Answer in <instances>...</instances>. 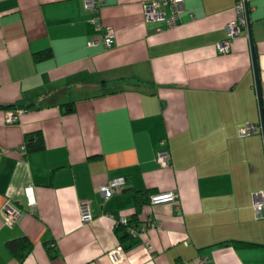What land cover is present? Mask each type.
<instances>
[{"label":"crops","instance_id":"crops-1","mask_svg":"<svg viewBox=\"0 0 264 264\" xmlns=\"http://www.w3.org/2000/svg\"><path fill=\"white\" fill-rule=\"evenodd\" d=\"M150 1L104 0L98 28L83 0H0V104L12 107L0 108V264H264V218L252 207L264 136L238 134L262 121L264 0L249 1L251 38L247 24L228 52L218 43L235 0H183L173 26L146 19ZM122 78L151 84L110 85ZM8 110H20L16 122ZM38 133L44 148L27 150ZM114 177L124 184L105 198L99 185ZM143 190L178 197L137 208ZM6 204L21 210L13 225ZM120 215L152 223L133 237ZM19 237L32 244L22 259L6 245Z\"/></svg>","mask_w":264,"mask_h":264},{"label":"built area","instance_id":"built-area-1","mask_svg":"<svg viewBox=\"0 0 264 264\" xmlns=\"http://www.w3.org/2000/svg\"><path fill=\"white\" fill-rule=\"evenodd\" d=\"M104 0H83L84 7L92 12V22L101 28L102 24L100 22V8ZM235 11L236 15L233 20L227 23V39L218 43V50L220 52H228L231 47V42L236 38L241 31L247 26V10L248 3L250 0H235ZM183 0H153L145 3L144 14L146 19L154 21H162L167 26H173L177 23L179 19L180 11L182 10ZM164 6H168L170 9V14L167 15ZM114 39V31L109 26H104L103 44L106 48L111 47ZM20 110H8L6 113L5 120L7 123H14L18 120ZM262 130V124H254L252 122H246L239 129V136L245 137L254 134L257 131ZM171 155L167 148H161L155 157V161L162 167H166L170 164ZM124 184V177H114L108 182L99 185V191L105 198H108L113 192L121 188ZM26 194L28 198V205L31 210H35V199L33 197L32 186L26 187ZM178 194L175 190L167 192L152 193L149 196V202L151 204L165 203V202H175L177 200ZM252 207L257 218H264V191H255L252 194ZM3 215L5 218V223L8 225H13L21 216V210L18 207H13L6 204L3 207ZM81 220L86 223L92 220V214L89 209V205L83 202L81 205ZM121 226L124 227L125 231L133 236L139 237L142 232H144L149 225H151L152 220L148 219L144 224H138L137 222L130 220L127 216L120 215L116 220ZM149 249L152 248L151 244L147 245ZM111 256L114 259H120L121 248L118 247L116 250L111 252ZM204 258L200 260V263L204 262Z\"/></svg>","mask_w":264,"mask_h":264},{"label":"trees","instance_id":"trees-1","mask_svg":"<svg viewBox=\"0 0 264 264\" xmlns=\"http://www.w3.org/2000/svg\"><path fill=\"white\" fill-rule=\"evenodd\" d=\"M50 54L49 51L46 52H38L35 53V58H42L44 56H48ZM150 82L143 81L137 78H122L116 79L110 82V85H132V86H148ZM12 108L11 105H2L0 104V108ZM263 108V116H264V104L262 105ZM44 148L42 136L38 133L34 138L31 135H27V150H41ZM151 190H143L137 191L135 194V204L137 208L143 205L146 202H149V196L151 195ZM7 248L13 252L18 259H22L26 250L30 249L32 244L31 241L27 237H19L13 240H10L6 243Z\"/></svg>","mask_w":264,"mask_h":264},{"label":"water","instance_id":"water-1","mask_svg":"<svg viewBox=\"0 0 264 264\" xmlns=\"http://www.w3.org/2000/svg\"><path fill=\"white\" fill-rule=\"evenodd\" d=\"M247 18H248V30H249V35L251 38V28H250V17H249V9L247 10ZM252 55H253V65H254V71H255V77H256V83H257V91L258 94L261 95V89H260V80H259V73H258V66H257V59L255 55V50L252 45ZM261 124H262V132L264 136V116H263V108L261 105Z\"/></svg>","mask_w":264,"mask_h":264}]
</instances>
